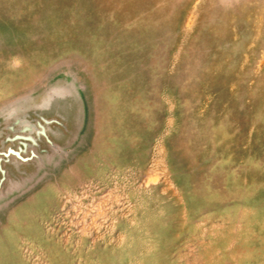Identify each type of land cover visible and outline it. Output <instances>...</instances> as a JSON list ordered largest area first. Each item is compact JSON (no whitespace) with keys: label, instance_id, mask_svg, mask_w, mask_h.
Masks as SVG:
<instances>
[{"label":"rangeland","instance_id":"374dc122","mask_svg":"<svg viewBox=\"0 0 264 264\" xmlns=\"http://www.w3.org/2000/svg\"><path fill=\"white\" fill-rule=\"evenodd\" d=\"M0 264H264V0H0Z\"/></svg>","mask_w":264,"mask_h":264}]
</instances>
